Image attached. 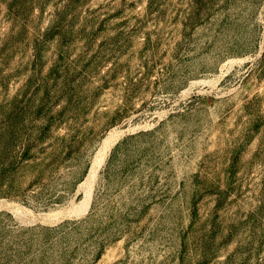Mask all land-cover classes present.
<instances>
[{"label": "rangeland", "instance_id": "374dc122", "mask_svg": "<svg viewBox=\"0 0 264 264\" xmlns=\"http://www.w3.org/2000/svg\"><path fill=\"white\" fill-rule=\"evenodd\" d=\"M0 264H264V0H0Z\"/></svg>", "mask_w": 264, "mask_h": 264}]
</instances>
